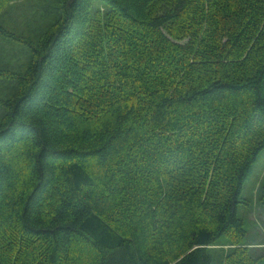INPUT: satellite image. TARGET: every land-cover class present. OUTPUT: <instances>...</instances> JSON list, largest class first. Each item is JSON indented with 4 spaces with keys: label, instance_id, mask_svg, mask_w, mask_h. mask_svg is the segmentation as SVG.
<instances>
[{
    "label": "trees",
    "instance_id": "1",
    "mask_svg": "<svg viewBox=\"0 0 264 264\" xmlns=\"http://www.w3.org/2000/svg\"><path fill=\"white\" fill-rule=\"evenodd\" d=\"M12 1L0 264H264V0Z\"/></svg>",
    "mask_w": 264,
    "mask_h": 264
},
{
    "label": "rangeland",
    "instance_id": "2",
    "mask_svg": "<svg viewBox=\"0 0 264 264\" xmlns=\"http://www.w3.org/2000/svg\"><path fill=\"white\" fill-rule=\"evenodd\" d=\"M14 3V1L6 2L0 9L1 13L6 14V21L8 22V24H11V21L14 20L15 10L11 8ZM15 154L22 155V147H19L17 153ZM24 165V159L21 157V160L17 166L21 167ZM259 165L260 167H262V169L260 172V178L258 180L257 187L254 190L255 193L264 180V150L259 155ZM97 167L98 169H102L103 171L107 170L106 166ZM97 174H99V172ZM108 196L110 200L114 198L111 209L114 210V212L116 213L115 215L118 214L120 216L125 208H121V206H119L120 209L118 211L115 210L118 209V203L120 202V197H122V194L118 195L117 193L111 192L108 194ZM256 199L257 195L255 196V206L252 211L245 212L242 210V214L245 217V229L247 230L246 236L243 239V244L230 243L227 238H223L220 241L221 244L212 246V248L222 246L224 247L225 253H227L228 251H231L235 248L244 247L248 249L254 256L264 254V203L260 204L259 200ZM129 201L131 200L129 199ZM126 208L128 209V207Z\"/></svg>",
    "mask_w": 264,
    "mask_h": 264
}]
</instances>
